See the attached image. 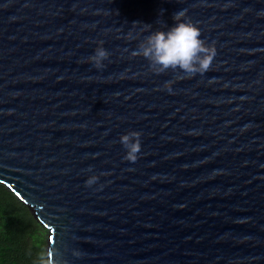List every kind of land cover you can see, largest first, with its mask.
Masks as SVG:
<instances>
[{
	"label": "water",
	"instance_id": "1",
	"mask_svg": "<svg viewBox=\"0 0 264 264\" xmlns=\"http://www.w3.org/2000/svg\"><path fill=\"white\" fill-rule=\"evenodd\" d=\"M181 9L215 55L157 73ZM0 182L60 264H264V0H0Z\"/></svg>",
	"mask_w": 264,
	"mask_h": 264
},
{
	"label": "clouds",
	"instance_id": "2",
	"mask_svg": "<svg viewBox=\"0 0 264 264\" xmlns=\"http://www.w3.org/2000/svg\"><path fill=\"white\" fill-rule=\"evenodd\" d=\"M172 18L173 24L164 29L150 31L140 41L137 54L146 58L150 68L157 73L169 69L178 70L185 75L206 72L215 55V49L205 42L201 35L202 29L196 22L186 17L185 10L175 11ZM159 22L160 19L157 20V23ZM164 23L166 24V21ZM102 43L89 56L97 69L104 67V61L109 56ZM56 256L59 258L58 252ZM51 257L50 251L47 260L42 257L41 264H60L59 259L53 261Z\"/></svg>",
	"mask_w": 264,
	"mask_h": 264
},
{
	"label": "trees",
	"instance_id": "3",
	"mask_svg": "<svg viewBox=\"0 0 264 264\" xmlns=\"http://www.w3.org/2000/svg\"><path fill=\"white\" fill-rule=\"evenodd\" d=\"M47 260L43 230L28 206L0 182V264Z\"/></svg>",
	"mask_w": 264,
	"mask_h": 264
},
{
	"label": "rangeland",
	"instance_id": "4",
	"mask_svg": "<svg viewBox=\"0 0 264 264\" xmlns=\"http://www.w3.org/2000/svg\"><path fill=\"white\" fill-rule=\"evenodd\" d=\"M26 206H28L29 211L33 214V216L35 217L36 221L39 223V225L41 226L42 230H43V235H44V239H45V248H46V252H47V245H48V231L46 229V227L42 224V222L36 217V214L34 213V209L32 207H30L29 205H27L25 203Z\"/></svg>",
	"mask_w": 264,
	"mask_h": 264
}]
</instances>
